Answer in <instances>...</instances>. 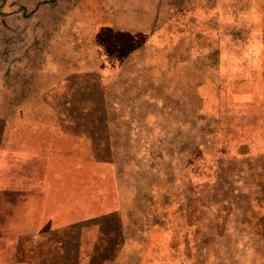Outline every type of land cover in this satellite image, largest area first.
Wrapping results in <instances>:
<instances>
[{"label":"rangeland","instance_id":"374dc122","mask_svg":"<svg viewBox=\"0 0 264 264\" xmlns=\"http://www.w3.org/2000/svg\"><path fill=\"white\" fill-rule=\"evenodd\" d=\"M0 264H264V0H0Z\"/></svg>","mask_w":264,"mask_h":264},{"label":"trees","instance_id":"16d2710c","mask_svg":"<svg viewBox=\"0 0 264 264\" xmlns=\"http://www.w3.org/2000/svg\"><path fill=\"white\" fill-rule=\"evenodd\" d=\"M45 230H47V229H45Z\"/></svg>","mask_w":264,"mask_h":264}]
</instances>
